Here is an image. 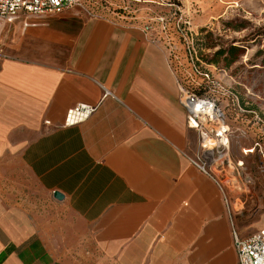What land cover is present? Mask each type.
I'll list each match as a JSON object with an SVG mask.
<instances>
[{"label":"crops","instance_id":"obj_1","mask_svg":"<svg viewBox=\"0 0 264 264\" xmlns=\"http://www.w3.org/2000/svg\"><path fill=\"white\" fill-rule=\"evenodd\" d=\"M196 3L214 19L217 2ZM148 11L116 23L80 5L0 23V264H238L232 231H247L228 179L245 182L246 145L213 172L221 188L192 164L199 139L179 101L191 67L156 25L145 31ZM79 104L97 108L63 127ZM231 126L232 146L245 143L243 121Z\"/></svg>","mask_w":264,"mask_h":264},{"label":"rangeland","instance_id":"obj_2","mask_svg":"<svg viewBox=\"0 0 264 264\" xmlns=\"http://www.w3.org/2000/svg\"><path fill=\"white\" fill-rule=\"evenodd\" d=\"M82 1V5L89 14L112 15L116 18V21L114 20L116 23L121 21L117 18L131 15L132 9L135 11L142 10L144 7L149 9L148 12L152 13L149 16V29L156 25L160 32L165 35L162 38H164L167 46L177 44L180 50L179 60L186 61L189 67H192L191 62H195L194 57L197 60L200 58L204 63L215 60L216 67L214 70L209 69L212 75L216 77L215 79L221 83L223 80L227 81L247 103V108L258 114L257 118L261 122L257 121L255 115L248 114L245 118V143L236 137L234 141L236 145L233 144V148L231 139L234 134H230L228 151L232 163L234 161V158L231 157L233 152L236 156L235 159L238 157L239 143L245 144V149L248 151L241 164V169L244 170L243 174L246 176L243 185H240L239 188L235 179L232 177L228 179L231 186L229 189L231 192L235 190V195L230 200L232 218L235 223L245 228L244 231H247L245 236L258 231V229L250 230L248 227L264 220V66H260L261 63H264V0H214L218 7L212 8L215 11L213 20L205 17L206 15H201V10L196 3L198 0H187L188 5L185 0ZM171 3L178 4L184 11V18L189 23L187 29L190 35L188 37H184L179 32L176 21L169 18L170 9L165 4ZM128 4H131V9ZM83 11L75 9L73 13L85 15V11ZM161 17L166 19L164 25L159 21ZM173 49H171L170 54L175 60L176 53ZM220 49L228 51L224 58L214 55ZM188 52L193 59L190 60ZM218 67H225L228 74L220 73L217 70ZM190 72L191 75L188 73L186 75L188 77L187 83L191 84L192 82L195 87L199 79L193 71L190 70ZM239 75L246 77V79L244 80ZM230 76L232 78H229ZM226 78H229V81ZM238 78L241 79V82ZM236 118L233 116L234 120ZM228 126L231 130L232 126L230 124ZM235 136L237 135L235 134ZM255 143H259L261 148H256ZM199 149L201 151L200 147ZM240 154L243 156L242 151ZM23 186L28 188L29 192H39L38 196L32 200L37 201L38 205L46 206L47 202L42 197L41 190L27 176L25 170H23ZM24 191V195L27 193L29 195L26 189ZM236 232L239 234L237 229Z\"/></svg>","mask_w":264,"mask_h":264},{"label":"built area","instance_id":"obj_3","mask_svg":"<svg viewBox=\"0 0 264 264\" xmlns=\"http://www.w3.org/2000/svg\"><path fill=\"white\" fill-rule=\"evenodd\" d=\"M129 1V0H128ZM82 0H0V23L7 22L19 14H30L35 16L58 15L82 5ZM170 9L169 18L176 21L178 30L184 37L188 35L184 29L188 27L182 10L178 4H165ZM165 18L161 17L162 25ZM145 31L149 30L145 26ZM189 54V52H188ZM190 60L193 59L189 54ZM191 71L203 81L210 83L212 90L230 94L218 80H214L208 71L200 67V61L194 57ZM233 102L237 103V97L232 95ZM179 101L186 113V125L194 130L199 139L201 151L192 160V164L221 188L220 182L212 174L221 165H228V151L231 130L226 122L223 111L217 106L214 99L200 97L193 90L184 87L179 94ZM96 106L79 104L69 109L65 115L63 127H71L85 122L95 111ZM255 118L258 122L260 119ZM256 148H261L259 143ZM250 151V150H249ZM247 153V152H245ZM262 154V152H260ZM227 203V201H226ZM233 246L237 256L238 264H264V230L255 231L245 237L240 236L235 230L232 231Z\"/></svg>","mask_w":264,"mask_h":264},{"label":"trees","instance_id":"obj_4","mask_svg":"<svg viewBox=\"0 0 264 264\" xmlns=\"http://www.w3.org/2000/svg\"><path fill=\"white\" fill-rule=\"evenodd\" d=\"M130 1L133 2L134 0H130ZM171 4H175V3H171ZM128 6L131 9V4H128ZM184 29L186 30V34L188 35L187 28L184 27ZM227 52H228L227 50L220 49L214 55L224 58L226 56ZM198 59L200 61L201 69L204 71H208L211 74L212 78L214 80H216L215 79L216 77H214L212 75V73L208 69H206V66H208L207 65L208 63H204L200 58H198ZM260 66H264V63H261ZM217 70L220 71V73H223V75L228 74L227 69L225 67L224 68L218 67ZM240 77H243V76H240ZM229 78H232V76H230ZM229 78H226V79L229 81ZM243 78H244V80L246 79V77H243ZM238 80H240V82H241V79L238 78ZM188 83L186 81V84L184 85V87H187V88L193 90L200 97L214 99L217 103V106L223 111L225 118H226V122L230 125H238L241 121H243V125H245V123H246L245 118L248 114L258 115L255 112H253L250 108H247V103L244 102V100L240 97V94L230 84H228L227 81L223 80L222 85L230 93L228 95H224L222 92L215 91V89L212 90L213 86L210 83L203 81L202 79H201L200 83H198V84L196 83L195 87L193 86L192 82H191V84H188ZM232 95L237 97V103L233 102ZM233 116L235 118L237 117L236 120L233 119Z\"/></svg>","mask_w":264,"mask_h":264},{"label":"water","instance_id":"obj_5","mask_svg":"<svg viewBox=\"0 0 264 264\" xmlns=\"http://www.w3.org/2000/svg\"><path fill=\"white\" fill-rule=\"evenodd\" d=\"M54 197L57 198V199L61 198V196L59 194H57V193L54 194Z\"/></svg>","mask_w":264,"mask_h":264}]
</instances>
